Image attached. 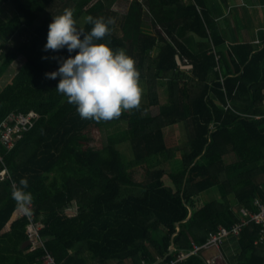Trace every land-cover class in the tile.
<instances>
[{
	"label": "trees",
	"instance_id": "1",
	"mask_svg": "<svg viewBox=\"0 0 264 264\" xmlns=\"http://www.w3.org/2000/svg\"><path fill=\"white\" fill-rule=\"evenodd\" d=\"M117 1L0 0L13 7L9 18L0 16V78L19 56L26 60L0 89V170L7 171L0 178V264H46L47 254L56 264H154L172 244L175 249L160 264H206L200 254L180 260V251L205 243L219 226L231 228L241 208L256 211V200L264 199V44L260 51L250 44L231 46L222 54L221 80L209 51L211 42L223 44L222 35L193 1L130 0L121 34ZM65 9L75 23L82 16L111 18V31L96 42L134 59L137 107L109 120L81 118L56 91L60 77L45 72L75 50L43 45L53 15ZM91 27L88 19L81 26L85 32ZM189 36L200 39L198 49ZM177 56L192 67L183 68ZM161 80L168 94L164 104ZM158 106L157 114L148 113ZM31 113L39 117L7 149L2 123L13 125L10 115ZM174 125H183L187 138L169 145L165 128ZM103 129L109 132L94 146ZM123 144L131 158L119 149ZM138 168L144 169L143 180L137 179ZM22 177L32 195L27 214L11 196ZM213 187L220 198L204 200ZM30 218L41 224L43 245L34 249ZM260 228L249 223L237 236L235 264H264V241L256 242ZM230 237L236 236L225 241Z\"/></svg>",
	"mask_w": 264,
	"mask_h": 264
},
{
	"label": "clouds",
	"instance_id": "2",
	"mask_svg": "<svg viewBox=\"0 0 264 264\" xmlns=\"http://www.w3.org/2000/svg\"><path fill=\"white\" fill-rule=\"evenodd\" d=\"M92 24L85 32L77 27L71 10L53 15L48 24L44 49L66 48L67 57L57 59L58 67L45 72L47 78L60 77L56 91L63 93L75 105L81 118L109 120L122 110L137 107L140 102L138 70L134 59L123 49H113L99 41L111 31V18L88 17ZM20 187H13L12 198L27 214L32 195L27 191L28 181L19 179Z\"/></svg>",
	"mask_w": 264,
	"mask_h": 264
},
{
	"label": "crops",
	"instance_id": "3",
	"mask_svg": "<svg viewBox=\"0 0 264 264\" xmlns=\"http://www.w3.org/2000/svg\"><path fill=\"white\" fill-rule=\"evenodd\" d=\"M191 1V0H189ZM185 3H189L185 1ZM197 10L202 14L208 13V18L214 30L221 33L223 38V44L217 46L211 42V49L209 53H212L215 57L217 67L214 71H217L222 76V68L225 65L222 63V54H227L231 46L238 44H250L253 46L254 51H260L264 44V0H203V5L193 2ZM200 7V10L198 7ZM190 36L188 38L189 43L195 49L199 48L200 39L196 36ZM228 55V54H227ZM180 62H178L183 68H191L192 65L184 60L182 65L180 58L177 56ZM177 59V60H178ZM238 237H230L221 246V251L225 256L227 264H235L238 255ZM214 251L207 254H213Z\"/></svg>",
	"mask_w": 264,
	"mask_h": 264
},
{
	"label": "built area",
	"instance_id": "4",
	"mask_svg": "<svg viewBox=\"0 0 264 264\" xmlns=\"http://www.w3.org/2000/svg\"><path fill=\"white\" fill-rule=\"evenodd\" d=\"M188 1L189 0H185ZM194 2V0H191ZM200 10V7L197 6ZM216 69L218 67L216 66ZM39 115L37 113H31L27 115H10L9 118L14 120L13 125H9L8 121L3 122V131L1 133V141L6 146L7 149H11L14 146L15 141L22 136V131L27 126H32V119H37ZM7 175L6 169L0 170V178L3 179ZM256 211H250L245 208L240 209V220L236 222L231 228H226L224 226H219L218 231L203 244L193 243L192 248L187 251H180L179 259H186L188 256L193 254H200V256L205 260L206 264H227L225 261V256L221 251V246L226 238L229 236H238L243 230L244 226L249 223H255L260 225V237L256 242L264 241V199L256 200ZM33 218V217H32ZM29 223L27 227V233L29 240L32 244L31 249L37 246L43 245L42 239L39 234L41 224L39 222L33 221ZM214 251L213 254L208 255V252ZM44 262L46 264H56L54 258L47 254L44 257ZM170 264H175L172 261Z\"/></svg>",
	"mask_w": 264,
	"mask_h": 264
},
{
	"label": "rangeland",
	"instance_id": "5",
	"mask_svg": "<svg viewBox=\"0 0 264 264\" xmlns=\"http://www.w3.org/2000/svg\"><path fill=\"white\" fill-rule=\"evenodd\" d=\"M130 3V0H118L114 5H113V9L116 11V22H117V28H116V32L118 34H121L120 31V24L122 21V17L124 16L125 12L127 11V7ZM3 4V5H1ZM0 4V16L4 19L9 18L12 14H13V7L11 4L9 3H1ZM61 4L58 1L56 4V7H60ZM87 16H82L77 22L76 25L77 27L81 28V26L86 23L87 21ZM25 58L23 56H19L17 59H15L13 61V63L10 65L8 71L6 72V74H4L1 78H0V89L4 88L8 83H10V81L12 80L13 76L15 75V73L18 71V69L23 65V63L25 62ZM141 89L146 92V84L145 82L141 83ZM158 95H159V101L160 104H164L167 102L168 100V94H167V90H166V86H165V80H161L158 86ZM159 111V106L158 107H152L149 109L148 113L155 115L157 114ZM185 127L183 125H174V126H169L165 128V137H166V141L169 145H178L181 144L182 142H184L187 138V131H185ZM107 132H109L108 129H103L101 132H97L95 134V140L98 142L93 141V145L94 146H100L101 142L103 141V139H105V136L107 134ZM100 140V141H99ZM119 149L121 150V152L127 157V158H131L132 157V152L130 149V146L128 144H123V145H119ZM138 175H137V179L138 180H143L145 178V172L143 168H138ZM202 197H204V200H215V199H219L220 198V193L218 188H211L207 191H205L202 194ZM231 202L233 204V206L235 207L234 204V198L231 196ZM237 206V205H236ZM20 214L18 211L16 212V215ZM14 218V217H13Z\"/></svg>",
	"mask_w": 264,
	"mask_h": 264
},
{
	"label": "water",
	"instance_id": "6",
	"mask_svg": "<svg viewBox=\"0 0 264 264\" xmlns=\"http://www.w3.org/2000/svg\"><path fill=\"white\" fill-rule=\"evenodd\" d=\"M177 59H178V58H177ZM178 62H180L179 59H178ZM177 225H179V223H177ZM26 245L28 246V245H29V242H27ZM174 249H175V246H174V244H172V245L170 246L169 253H168L167 255H165L163 258L158 259L154 264H160L161 262H163V261L167 258V256H168L170 253L173 252Z\"/></svg>",
	"mask_w": 264,
	"mask_h": 264
}]
</instances>
